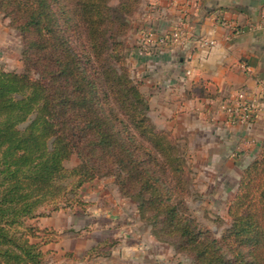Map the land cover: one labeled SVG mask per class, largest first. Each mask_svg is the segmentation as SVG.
I'll use <instances>...</instances> for the list:
<instances>
[{"label": "trees", "instance_id": "obj_1", "mask_svg": "<svg viewBox=\"0 0 264 264\" xmlns=\"http://www.w3.org/2000/svg\"><path fill=\"white\" fill-rule=\"evenodd\" d=\"M113 2L0 0L24 64L0 66V264H48L42 246L58 233L34 220L83 206V186L101 177L192 264H264V155L244 168L216 237L190 214L186 160L151 120L127 63L119 36L140 0Z\"/></svg>", "mask_w": 264, "mask_h": 264}, {"label": "crops", "instance_id": "obj_2", "mask_svg": "<svg viewBox=\"0 0 264 264\" xmlns=\"http://www.w3.org/2000/svg\"><path fill=\"white\" fill-rule=\"evenodd\" d=\"M188 2L140 0L130 19L129 66L141 82L154 124L176 141L186 139L199 176L214 179L207 180L210 189L227 193L228 179L236 180L238 189L244 168L264 155V112L240 124L229 123L220 108L230 105L237 91L252 96L264 83V0H194L197 5L190 6ZM185 12L191 36L213 44L193 52L189 43L141 50L142 31L167 32ZM218 15L227 26L217 22ZM2 19L0 14V31ZM81 197L83 206L34 220L58 233L56 241L42 246L49 252L48 264H179L174 248L158 240L138 219L136 204L129 201L132 205L126 207L114 178L85 184ZM93 247L97 251L88 257Z\"/></svg>", "mask_w": 264, "mask_h": 264}, {"label": "rangeland", "instance_id": "obj_3", "mask_svg": "<svg viewBox=\"0 0 264 264\" xmlns=\"http://www.w3.org/2000/svg\"><path fill=\"white\" fill-rule=\"evenodd\" d=\"M113 3L116 4L117 0H114ZM0 14L3 17L2 21L4 28L0 31V66L7 70L22 72L24 70V64L22 60V49H23L22 35L19 32V30L13 25L11 17L4 15L1 11ZM133 15H131L130 17L128 16L129 22L130 19L133 17ZM119 38L124 43V48H125L124 52L127 57V63L129 66L128 56H127V50L129 49V28L125 33L121 34ZM171 138L175 142L177 151L184 156V159L186 160V164H187L185 173L187 180L186 187L188 189V192L184 197H185V203L189 208V212L198 222L202 223L204 226L209 227V229L215 234L216 237H220L223 231L231 223V218L228 215V205L237 190L236 186L234 187L236 180L228 179L229 182L227 184L231 186V189L227 193L225 192L220 193L216 191V189H210V187L207 185V180L213 181L214 179L212 178L208 179L205 178L204 176L203 177L199 176L198 174L199 172L197 170L199 169V167L195 165L193 152L188 147L186 139L176 141L172 136ZM79 162H80L79 157L77 155H74L70 160L66 161L65 164L67 167H73ZM208 173H210L209 170ZM122 196L125 199L127 205L126 207L129 208V206L132 205L133 202L137 206V203L135 201H133L128 197H125L124 195ZM129 201L130 202L132 201L131 202L132 204H129ZM136 208H137L136 213L138 215V219L141 220L138 207ZM141 221H143V223L151 230L153 234L152 224L145 220H141ZM163 242L174 248L176 261L179 264H192L193 260L189 255H187L184 252H178L177 249H175L176 248L175 245H172L167 241H163Z\"/></svg>", "mask_w": 264, "mask_h": 264}, {"label": "built area", "instance_id": "obj_4", "mask_svg": "<svg viewBox=\"0 0 264 264\" xmlns=\"http://www.w3.org/2000/svg\"><path fill=\"white\" fill-rule=\"evenodd\" d=\"M193 1L189 0L190 6ZM197 5V3H193ZM188 13H183L182 19L167 32H157L154 30L142 31L139 37V47L143 51H148L153 47H162L174 49L186 44H191L192 52L200 46L211 45L214 42L203 37H192L188 32ZM217 22L222 26H227L226 19L218 15ZM264 26V21H263ZM243 68L248 69L246 63L241 64ZM220 108L226 113L229 123H249L259 113L264 112V83L261 89L252 96H249L245 90L241 89L236 92L234 101L230 104H221Z\"/></svg>", "mask_w": 264, "mask_h": 264}]
</instances>
